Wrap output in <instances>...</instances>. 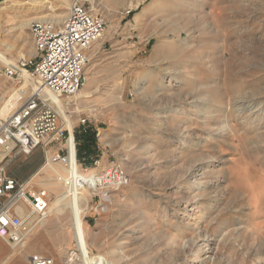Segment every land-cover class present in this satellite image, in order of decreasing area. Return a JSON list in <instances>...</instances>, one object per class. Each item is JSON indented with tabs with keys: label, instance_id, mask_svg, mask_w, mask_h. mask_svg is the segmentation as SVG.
I'll return each mask as SVG.
<instances>
[{
	"label": "rangeland",
	"instance_id": "rangeland-1",
	"mask_svg": "<svg viewBox=\"0 0 264 264\" xmlns=\"http://www.w3.org/2000/svg\"><path fill=\"white\" fill-rule=\"evenodd\" d=\"M71 2L0 0V116L31 93L30 80L5 69L34 57L32 24L63 25ZM92 3L105 39L93 46L86 85L57 101L74 135L97 131V159L79 161L84 179L119 167L129 180L88 190L89 255L104 264H264V0ZM54 150L7 164L11 176L50 193V216L23 248L0 237V257L11 255L0 264H29L37 253L85 264L71 205L54 206L67 191L52 188L67 176L47 161Z\"/></svg>",
	"mask_w": 264,
	"mask_h": 264
},
{
	"label": "built area",
	"instance_id": "built-area-1",
	"mask_svg": "<svg viewBox=\"0 0 264 264\" xmlns=\"http://www.w3.org/2000/svg\"><path fill=\"white\" fill-rule=\"evenodd\" d=\"M105 25L92 0H72L63 25L32 24L34 57L19 61L16 68L5 69L8 78L25 83L28 76L33 83L28 87L31 93L21 98L7 116H0V237L12 247L23 248L49 217L50 193L11 176L7 164L18 154L56 145V150L46 155L47 161L68 170L73 153L75 164L80 165L73 127H67L68 118H63L57 99L72 97L86 85L91 52L103 36ZM70 173L62 177L67 191L74 190L80 178ZM128 180L123 169L112 167L101 174L93 173L88 189L99 195L100 189L119 188ZM29 264H55V260L37 253L29 257Z\"/></svg>",
	"mask_w": 264,
	"mask_h": 264
},
{
	"label": "bare ground",
	"instance_id": "bare-ground-1",
	"mask_svg": "<svg viewBox=\"0 0 264 264\" xmlns=\"http://www.w3.org/2000/svg\"><path fill=\"white\" fill-rule=\"evenodd\" d=\"M62 5V4H61ZM160 5V2L158 1V3L156 2L154 4L155 7H158ZM58 16V15H57ZM66 15H60L58 16V18L61 20L63 19V17H65ZM176 16L178 15H173V19L177 20ZM65 19V18H64ZM63 19V20H64ZM188 21H183L181 22V27L182 28H185V30H189V25H188ZM102 39H105V37H101L99 39V41H97L96 43H99L100 44V40L102 41ZM95 43V44H96ZM94 48V47H93ZM94 50V49H93ZM92 50V51H93ZM91 57V56H90ZM10 67L12 68H16V64H12V65H9ZM26 80H30L28 79V76L25 78ZM31 81V80H30ZM31 85H33L32 82H30ZM26 89V88H25ZM25 93V90L24 89H20L19 92H17L16 96L14 97L13 100H15L17 102V100L20 98V96L24 95ZM13 102V101H12ZM60 105V103H58ZM13 105V104H12ZM8 106V105H7ZM6 106V107H7ZM61 107V105H60ZM253 107V106H252ZM8 108V107H7ZM65 109V108H64ZM12 110V109H11ZM62 110V109H61ZM67 112V116L68 115V111L67 110H64ZM70 114V113H69ZM69 118V117H68ZM69 122V121H68ZM69 126L71 128V125H70V122H69ZM70 144L72 146V142H73V139L71 138L70 139ZM76 166H78L77 164H75V159H74V154L72 153L71 155V166L69 167V169H64V173L66 172H71L72 174H75L77 177H80V178H76V184H75V188L74 190H70V191H66V194L63 195L62 197H58L56 198L55 202H54V206H56L57 208H60V207H64L67 203H69L71 205V209H72V213H73V226H74V229H75V238H76V241L78 242V246L80 248V250L82 251V258L84 260V263L85 264H93L94 262H96V264H104L105 260L104 258H100L99 257H96V258H93L89 255L88 253V250H87V242H86V239H85V236H84V233H83V230H82V215H83V210L85 209L84 208V203L85 205L87 204L86 202L88 201V183H89V178L91 177V175H88L89 177L85 178L83 177V174H81L79 172V166H78V171L76 172ZM70 173V174H71ZM80 174V175H79ZM66 175V174H65ZM63 175V176H65ZM85 176V175H84ZM58 181H60V187L58 186V184H54L52 186L53 189H55V191H59L61 190V184H63L64 187H66L65 185V182L62 180V177H58ZM49 186V185H48ZM47 187V185L45 186ZM44 187V188H45ZM49 188V187H48ZM49 216H50V208H49ZM49 218V217H48ZM47 218V219H48ZM52 218V217H51ZM59 218V217H58ZM46 219V220H47ZM45 220V221H46ZM50 220V219H49ZM44 221V222H45ZM43 225V223H42Z\"/></svg>",
	"mask_w": 264,
	"mask_h": 264
},
{
	"label": "trees",
	"instance_id": "trees-1",
	"mask_svg": "<svg viewBox=\"0 0 264 264\" xmlns=\"http://www.w3.org/2000/svg\"><path fill=\"white\" fill-rule=\"evenodd\" d=\"M97 138V131L91 126H84L75 132V139L79 142L77 156L80 162L92 163L97 159L96 157L94 158V155L96 156Z\"/></svg>",
	"mask_w": 264,
	"mask_h": 264
},
{
	"label": "crops",
	"instance_id": "crops-1",
	"mask_svg": "<svg viewBox=\"0 0 264 264\" xmlns=\"http://www.w3.org/2000/svg\"><path fill=\"white\" fill-rule=\"evenodd\" d=\"M30 257V256H29ZM11 260V255L4 254V256L0 257V263L5 261V263L9 262ZM29 261V260H28Z\"/></svg>",
	"mask_w": 264,
	"mask_h": 264
}]
</instances>
